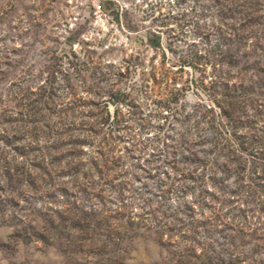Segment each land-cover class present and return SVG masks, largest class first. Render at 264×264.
Segmentation results:
<instances>
[{
    "label": "rangeland",
    "instance_id": "rangeland-1",
    "mask_svg": "<svg viewBox=\"0 0 264 264\" xmlns=\"http://www.w3.org/2000/svg\"><path fill=\"white\" fill-rule=\"evenodd\" d=\"M0 264H264V0H0Z\"/></svg>",
    "mask_w": 264,
    "mask_h": 264
}]
</instances>
